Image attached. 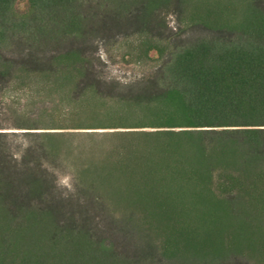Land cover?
Listing matches in <instances>:
<instances>
[{
  "label": "trees",
  "instance_id": "1",
  "mask_svg": "<svg viewBox=\"0 0 264 264\" xmlns=\"http://www.w3.org/2000/svg\"><path fill=\"white\" fill-rule=\"evenodd\" d=\"M136 34L173 47L106 80ZM38 76L58 104L0 124V264H264V0H0V94Z\"/></svg>",
  "mask_w": 264,
  "mask_h": 264
},
{
  "label": "rangeland",
  "instance_id": "2",
  "mask_svg": "<svg viewBox=\"0 0 264 264\" xmlns=\"http://www.w3.org/2000/svg\"><path fill=\"white\" fill-rule=\"evenodd\" d=\"M210 3L203 5V7L207 11H218L215 10L218 6L217 3ZM20 9H25V1L21 2ZM165 13L163 16H165L166 24L173 32H180V30L185 27V24H188L184 18H180L178 14L173 11ZM223 13L224 11H222V14ZM226 13L227 10H225V14ZM173 43L174 41L169 38L152 37V35L148 36L141 34L131 35L128 38L120 37L116 40L113 39L108 41L106 44L100 43L97 51L100 61L97 62L96 67L100 74L108 81L115 80L125 83L138 80L154 73L167 53L172 49ZM146 50H148V55H146ZM32 79L34 81L36 80V82L31 85H28L27 81H23V79H16L10 83L7 90L0 94V124L7 128L3 130L21 131L22 129L14 128L19 120L17 118L18 116L31 117L36 114L44 113V108L50 109L53 105L58 104V100L61 98L59 92L58 94L54 92L51 95L47 92L40 93L38 91L37 87L40 83L42 84L43 80L46 81V78L38 76L37 79ZM113 130L125 129H96L94 131ZM81 139L85 140L84 137H81ZM81 141L76 138L73 142L76 144ZM83 142L84 141L81 143ZM83 144V147L86 149L91 146V144L86 141ZM72 177L71 170L65 172L61 174L60 182L63 185L72 186L74 180ZM212 179L216 182L219 178ZM215 185L216 184H213V187L216 190Z\"/></svg>",
  "mask_w": 264,
  "mask_h": 264
}]
</instances>
